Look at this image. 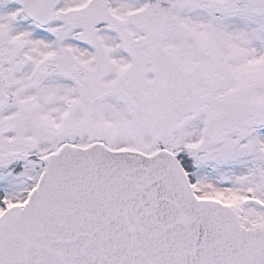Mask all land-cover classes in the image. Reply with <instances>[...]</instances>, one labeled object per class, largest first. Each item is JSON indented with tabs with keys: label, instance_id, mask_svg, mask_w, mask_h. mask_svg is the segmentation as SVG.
<instances>
[{
	"label": "snow or ice",
	"instance_id": "1",
	"mask_svg": "<svg viewBox=\"0 0 264 264\" xmlns=\"http://www.w3.org/2000/svg\"><path fill=\"white\" fill-rule=\"evenodd\" d=\"M0 264H264V0H0Z\"/></svg>",
	"mask_w": 264,
	"mask_h": 264
}]
</instances>
